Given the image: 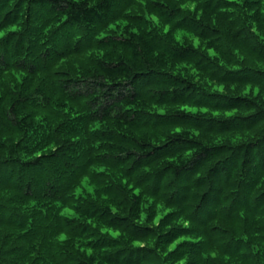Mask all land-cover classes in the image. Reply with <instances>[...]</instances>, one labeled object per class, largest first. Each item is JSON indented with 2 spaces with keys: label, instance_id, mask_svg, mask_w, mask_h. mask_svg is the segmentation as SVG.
Returning a JSON list of instances; mask_svg holds the SVG:
<instances>
[{
  "label": "clouds",
  "instance_id": "9594fccd",
  "mask_svg": "<svg viewBox=\"0 0 264 264\" xmlns=\"http://www.w3.org/2000/svg\"><path fill=\"white\" fill-rule=\"evenodd\" d=\"M0 264H264V0H0Z\"/></svg>",
  "mask_w": 264,
  "mask_h": 264
}]
</instances>
